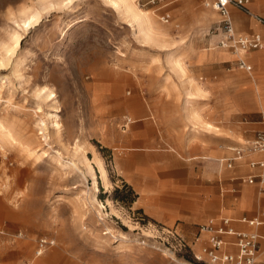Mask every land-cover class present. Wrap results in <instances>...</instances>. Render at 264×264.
<instances>
[{"label": "rangeland", "instance_id": "1", "mask_svg": "<svg viewBox=\"0 0 264 264\" xmlns=\"http://www.w3.org/2000/svg\"><path fill=\"white\" fill-rule=\"evenodd\" d=\"M133 1L162 29L166 45L153 33L151 41L135 36L106 0H0V264H183L165 245L168 228L183 227L179 217L166 223L150 213L127 161L149 164L132 153H159L141 179H172L178 196L185 193L204 160L194 159L190 171L162 165L181 153L168 149L160 121L168 118L176 134L193 140L210 132L232 137L226 123L194 128L188 114L197 109L207 122L211 82L239 70L223 63L206 71L193 61L197 48L230 53L215 47L210 28L219 17L200 0H169L162 8ZM35 10L38 23L18 31L13 49L14 23ZM182 42L193 49L176 51ZM178 56L186 73L174 69ZM187 77L203 97L187 99ZM169 204L178 212L189 207ZM40 237L54 244L37 253Z\"/></svg>", "mask_w": 264, "mask_h": 264}, {"label": "crops", "instance_id": "2", "mask_svg": "<svg viewBox=\"0 0 264 264\" xmlns=\"http://www.w3.org/2000/svg\"><path fill=\"white\" fill-rule=\"evenodd\" d=\"M167 5L166 3L160 6V8ZM205 8L214 11L218 15L219 18L213 22L214 25L220 19L218 12L212 7ZM249 8L253 15L246 14L233 6H229L228 9L234 31L236 34L244 35L259 33L264 39V24L254 17L258 16L264 19V0H250ZM139 10L143 11L142 9ZM143 13L147 19L146 25L154 34L155 40L166 45L163 38L165 33L156 23L151 21L145 11ZM164 14H168L170 19L168 12H164L162 15ZM207 15H209L208 11L205 12V16L203 17L204 24L209 23ZM190 44V42H182L175 49L180 52L185 50V48H189ZM192 46L191 44V48ZM222 49L230 51L226 48ZM217 50L220 49L197 48L191 55L199 69H206L208 71L211 68L214 71L220 64L228 63L227 70H239V72L232 73L231 78L221 83L219 81L211 82L212 84L209 87L216 90V92L210 102L211 109L207 122L205 119H202L197 109H192L193 112H189L188 118L194 128L200 127L209 130L218 127L216 124L224 122L226 123L224 129L228 130L232 137L228 135H222L221 137V135L210 132L208 134L203 133L210 137L206 140L199 136L197 140H193L191 139L192 137L187 135L184 136L183 134L179 136L176 134L174 132L176 127L168 118L164 121L165 123L160 121L167 132L166 141L168 143L166 145L168 149L170 147L171 151L177 150L181 153V157L172 156L173 164H168V162L160 163L171 166L187 165L189 167L188 171H190L193 169L192 164L194 163V159H203L202 165L196 172L199 176L197 178L198 181L195 184H191L193 177L192 179L188 177V185L185 187L186 191L183 189L185 193H182L179 197L178 189L175 187L172 179L156 180L153 182L154 179L152 181H145L140 177L142 175L145 176L146 166L150 167L154 160H159L161 157V155H158L159 153L152 150L147 153L141 151L132 153L133 156H145V158L149 159V164H144L137 160L138 164L133 163V161H127V165L131 167L135 175L132 182L137 184L136 187L140 191V199L147 203L150 213L156 217L163 218L166 223H170L179 217L180 224L183 227H179L178 223L176 227L187 240L192 238L198 224L210 219L206 218L209 215L217 220L223 217L229 218L234 229L254 231L261 236L264 235V223L258 226H251L239 221V218L243 216L248 218L259 217L260 212L264 210V184H261L258 178L261 175L264 177V168L249 166V162L252 160H264V151L246 153L241 158L233 159L230 167L226 166V160L232 159L234 156L231 148L250 143L255 138L256 132L263 128L261 118L264 115V46L259 49L248 50L242 57L251 66L250 70L237 66V57L232 51L229 53ZM179 56L178 59L182 64L184 73H186L185 66ZM186 82L188 83L186 88L187 95H189L187 99H190V96L203 97L204 91L193 78L187 77ZM217 92L219 93L218 95L216 94ZM254 111L258 114H253ZM230 117L232 121L229 119ZM177 131L179 132V128H177ZM240 138H242L243 142H240ZM222 139L226 140L227 143L236 145L223 146L220 144V140ZM135 140H138L141 144L144 143L141 138L136 137ZM250 176L255 177L253 183L247 182V178ZM169 203L172 205L179 204L182 207L184 205L190 207V204H194L199 208L194 210L188 207L187 210L178 212L174 208L171 209ZM201 220L204 221L200 222ZM224 238L228 241L234 240L233 236H224ZM257 248V260L264 262L263 238L258 239ZM193 249L196 250L197 246H193ZM223 250L235 253L236 247L234 245H227Z\"/></svg>", "mask_w": 264, "mask_h": 264}, {"label": "built area", "instance_id": "3", "mask_svg": "<svg viewBox=\"0 0 264 264\" xmlns=\"http://www.w3.org/2000/svg\"><path fill=\"white\" fill-rule=\"evenodd\" d=\"M169 0H144L143 5H165ZM205 7L215 9L220 19L211 28L210 31L216 36L215 47L226 48L236 52H247L251 49H259L264 46V39L259 33L244 35L236 34L233 28L229 13V6H233L241 12L253 15L249 8L250 0H201ZM256 17L264 24V19ZM168 14L162 15V20L168 22ZM237 66L250 70L251 66L246 63L242 57H237ZM263 128L256 132L255 138L248 144L240 147L231 148L234 152L232 159L226 160V166L230 167L233 159L241 158L246 153L264 151V115L261 118ZM250 167L264 168V160L249 162ZM259 182L264 184V177H258ZM255 177L250 176L247 182L253 183ZM239 221L251 226H258L264 223V210L260 212L259 217H240ZM224 236H233V241H228ZM263 238L257 232L237 230L231 225L229 218L223 217L219 220L210 218L203 223L198 224L197 230L190 240L175 226L168 228L165 236L166 249L174 255H180L183 264H264L257 260L258 239ZM54 241L45 237L37 240V253L43 252L46 247L52 246ZM227 245H234L236 252L223 250ZM197 246V249H193ZM24 264H28L27 262Z\"/></svg>", "mask_w": 264, "mask_h": 264}, {"label": "bare ground", "instance_id": "4", "mask_svg": "<svg viewBox=\"0 0 264 264\" xmlns=\"http://www.w3.org/2000/svg\"><path fill=\"white\" fill-rule=\"evenodd\" d=\"M106 1L116 9L117 13H119L120 15L126 16L125 19H127L129 25L132 27L133 34L135 36H137L138 38L149 40V41L152 40V32L146 25L147 23L146 16L143 13V11L137 8L136 3L133 0H106ZM26 13L24 12L23 15H26ZM40 15L41 13L39 10L30 11L25 18L21 19L19 22L14 23L16 28H15V31H13V33H11L10 35L11 39L13 40V46H12L13 49L18 48L21 42L20 34L18 33V31L25 32L29 30V28L33 27L36 23H38ZM6 53H9V52L6 51ZM245 53L246 52H242V51L236 52L235 56L243 57ZM174 69L179 73L184 72L183 67L181 66L179 62L174 63ZM54 97L55 96L52 95V98ZM192 112L193 110L191 111V113ZM54 124L56 125L55 128H58V124L56 123ZM41 125L44 126L43 123ZM42 138L44 141H46L45 136ZM79 149H81L79 145H74L75 152L79 151ZM69 164L74 167L72 163H69ZM99 169H100L103 180L106 181V175H105V171L103 167L99 166ZM93 184L95 185V188H96L97 183H96L95 178H93Z\"/></svg>", "mask_w": 264, "mask_h": 264}]
</instances>
